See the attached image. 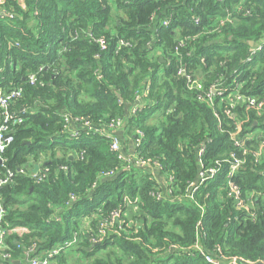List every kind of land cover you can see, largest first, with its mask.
<instances>
[{
  "label": "trees",
  "instance_id": "trees-1",
  "mask_svg": "<svg viewBox=\"0 0 264 264\" xmlns=\"http://www.w3.org/2000/svg\"><path fill=\"white\" fill-rule=\"evenodd\" d=\"M22 2L24 7L5 2L14 16L0 18V91L23 90L10 103L23 121L2 154L6 167L25 171L1 190L3 228L27 229L7 237L12 257H20L18 242H36L46 250L72 241L55 264H210L199 255L169 250L188 247L195 234H205L203 246L217 245L222 255L243 264H264V154L257 162L253 156L257 132L264 130V105L258 110L236 104L227 114L229 103L221 96L210 106L198 98L223 75L224 83L236 78L240 95L264 99V51L251 54L249 45L264 37V0ZM164 19L168 23L161 25ZM181 39L185 45L176 55ZM182 64L194 82L176 74ZM29 74L36 76L35 84ZM147 82V101L131 114L129 107ZM62 113L87 119L110 136L122 133L118 143L125 153L128 140L141 130L134 154L158 162V174L172 176L175 196L156 198L157 176L132 159L123 162L110 149L111 137L84 127L77 137L61 133ZM117 118H125V125L107 129ZM198 146L205 165L221 160L219 172L194 195L201 208L177 198L195 180ZM230 153L244 158L232 180L243 197L254 194V216L226 198L222 184ZM30 162L48 168L43 180L30 177ZM106 171L113 175L99 176ZM72 194L76 199L65 206ZM132 205L137 209L130 214ZM55 207L58 219L50 218ZM92 213L97 215L91 220ZM97 219L112 222L93 243Z\"/></svg>",
  "mask_w": 264,
  "mask_h": 264
},
{
  "label": "built area",
  "instance_id": "built-area-1",
  "mask_svg": "<svg viewBox=\"0 0 264 264\" xmlns=\"http://www.w3.org/2000/svg\"><path fill=\"white\" fill-rule=\"evenodd\" d=\"M8 0H0V18H12L14 16L13 11L6 8L5 2ZM18 2L19 6L22 7V0H15ZM227 19L220 20V24L222 25ZM168 23V20L164 19L161 21V25H166ZM120 44H122L120 42ZM185 42L184 40H179L178 43L175 46L174 53L176 55L179 54L180 47L184 46ZM158 54L159 51L155 50ZM258 51H264V37L256 42H251L250 45V52L251 54L258 52ZM186 52L189 54L191 53V50H187ZM176 74L184 77L187 83H192L194 75L190 73V71H187L185 68V65L182 64L178 67L176 70ZM196 78V76H195ZM197 79V78H196ZM28 81L30 84H35L36 82V76L34 74L28 75ZM240 85L237 83L236 78H231L229 82L224 83L223 81V75H221L213 84H211L209 88V92L204 94L203 96H198L199 99L206 102L209 106L213 104L214 97L216 95L221 96L222 100H228V108H226V113H231V108L234 107L236 104L246 105V107H252L254 109L260 110L264 105V99L257 100L254 96H242L240 95ZM149 90V83H145L143 86L142 91L135 96V102L129 107V111L131 114H134L138 109H140L147 100H145V96L147 95ZM225 92H227V95H223ZM23 90L21 87H14L10 90H7L6 92L0 91V165L3 168V172L0 174V264L2 261L5 260H13L18 261V264H55V258L58 256L65 248L70 246L72 241L63 242V243H56L49 249L43 250L40 249V246L36 242H31L29 244H22L18 242L15 245L16 249L21 250L20 257L13 258L11 253V248H9V245L6 242V239L10 234L17 233L18 235H21L22 233L27 232V229L25 227H13V228H3L2 222L6 215V209L3 204L2 194L1 190L3 186L9 184L12 182L16 172L18 173H25L24 168H20L17 171H13L10 168L5 166V159L2 158V154L4 150L13 142V133L15 130V127L22 123L23 119L22 116L18 112H14L10 108V103L12 100L17 99L22 96ZM231 116V115H230ZM61 119L63 121V129L61 130V133L66 134L69 137H77L80 135L82 129L87 128L91 132H98L101 135H106L107 137H111L110 142V149L112 151L118 152L119 158L123 160V162H127L129 160H134L135 164L144 170H148L147 168L150 167L151 173H153L155 176H157L156 184L158 185V192L156 193V198H172V176L171 175H160L158 174L159 171V163L156 161H152L150 159H143L140 156H138L137 153L134 154V146H137L143 137V133L141 130H138L135 134H133V139L131 141L132 150L130 153H125L124 151L120 150V144L119 141V134L116 136H110L107 133H103V129L99 127L93 126L87 119H82V117H72L68 113H62ZM125 125V118H117L112 119L107 125L106 128L109 130H112L113 132L117 129L122 128ZM84 127V128H83ZM237 129L239 127L237 126ZM264 131V130H263ZM263 131L257 132V144L254 147V161L257 162L258 159L264 154V136H262ZM122 135V133H121ZM234 133L232 134V138H234ZM239 143V142H236ZM240 145L242 146V143L240 142ZM203 148L202 146H198L195 149V157H196V163L199 166L198 171L195 176V180L192 182H189L184 192L177 196L178 199L181 200H189L196 205L200 207V205L196 202V199L194 197L196 191L199 189L200 186H202L205 182H207L209 179L213 178L220 169V163L221 160H214L212 164L205 165L202 160V154H203ZM133 152V153H132ZM243 156L246 154V150H242ZM243 157H236L234 153H230L229 160H228V167L225 170L224 178H223V184L224 190L226 191V198L229 199L230 203H232L236 208L245 210V213L248 216H254L253 212V201L252 196L254 194H250L247 197L242 196V192L240 191L239 187L233 182L232 177L235 174V172L241 167V165L244 163ZM32 168L30 169V177L35 181H41L45 178V176L48 173V168L42 166L40 163H33ZM37 165L36 171H33V167ZM128 168V165L125 166ZM113 175V171H106L102 172L99 176L102 178H107ZM96 184H92L90 190L94 188ZM221 186V187H222ZM221 189V188H220ZM253 193V192H252ZM75 195L70 196V201L65 204V206H68L74 199ZM137 209L136 205H132L131 209H129L130 214L133 213L134 210ZM59 208L55 207L53 210V214L50 218L52 219H58L59 214ZM97 215V213H92V216ZM112 218H114L116 221L119 218V213L117 211L111 212ZM90 217L85 220L87 231H91L90 226ZM98 221L100 219H97ZM112 220H105L102 222L99 221L97 224V231L98 234L91 235V241L93 243H96L102 239V236L105 235V226L107 224H111ZM121 224H118V227H120ZM197 225H199V221L197 222ZM205 238V234H195V241L190 246L185 248H175V247H169L170 252H179L185 256H201L207 263L210 264H243L241 261L236 257H229L226 255H222L220 252V248L216 245L212 248H207L202 245L200 239L202 237ZM74 241V240H73Z\"/></svg>",
  "mask_w": 264,
  "mask_h": 264
},
{
  "label": "crops",
  "instance_id": "crops-1",
  "mask_svg": "<svg viewBox=\"0 0 264 264\" xmlns=\"http://www.w3.org/2000/svg\"><path fill=\"white\" fill-rule=\"evenodd\" d=\"M22 7H24V5H22ZM119 138L120 140L123 139V136L121 135V133H119ZM127 147H128L127 153H130L132 150L131 140H128ZM15 264H18V261H15Z\"/></svg>",
  "mask_w": 264,
  "mask_h": 264
},
{
  "label": "water",
  "instance_id": "water-1",
  "mask_svg": "<svg viewBox=\"0 0 264 264\" xmlns=\"http://www.w3.org/2000/svg\"><path fill=\"white\" fill-rule=\"evenodd\" d=\"M249 45H251V42H249ZM159 60H160V61H164V59H163L162 57H160ZM27 143H29V141H28ZM36 169H37V165H35V166L33 167V171H36Z\"/></svg>",
  "mask_w": 264,
  "mask_h": 264
},
{
  "label": "rangeland",
  "instance_id": "rangeland-1",
  "mask_svg": "<svg viewBox=\"0 0 264 264\" xmlns=\"http://www.w3.org/2000/svg\"><path fill=\"white\" fill-rule=\"evenodd\" d=\"M21 5H23V3Z\"/></svg>",
  "mask_w": 264,
  "mask_h": 264
}]
</instances>
